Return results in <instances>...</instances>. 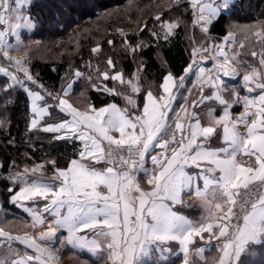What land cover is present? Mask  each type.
<instances>
[{
  "label": "snow or ice",
  "instance_id": "1",
  "mask_svg": "<svg viewBox=\"0 0 264 264\" xmlns=\"http://www.w3.org/2000/svg\"><path fill=\"white\" fill-rule=\"evenodd\" d=\"M15 3L16 8L4 5L5 11L17 13L14 18L6 19L0 13V56L15 69L9 73L7 67L0 66V72L8 73L12 81L4 91L19 86L26 93L32 114L29 131L53 133L57 141L79 142V151L78 158L64 167L56 160L47 161L51 165L50 175H45L44 163H37L7 177L10 202L31 217L33 228L45 223V214L53 219L48 221V231L39 235L27 232L12 235L0 227V264H55L57 244L87 250L93 255L103 249L111 264H134L141 256L151 260L155 245L158 255L154 264H167L165 253L171 249L162 246L169 242L179 243L183 264H190L189 246L195 238L205 240V233L209 242L213 238L225 241L219 264H243V255H254L251 246L264 244V53L260 54L258 68L246 66L235 55L229 56L223 46L194 48L184 74L178 78L171 72L165 75L160 85L162 91L154 95L148 90L142 110L131 95L107 86L97 90L122 96L130 108L108 103L98 108L89 104L88 110H80L66 98L72 83L60 93L48 91L30 74L24 59L10 56L11 51L24 47L19 30L33 23L21 7L28 0ZM190 3L193 23L200 24L205 33L213 20L229 8V0H190ZM155 20L165 40L179 27L178 21H161L160 15ZM253 29L254 35L261 37L264 25H254L248 31ZM151 35L160 38L154 29ZM10 37L14 42H10ZM233 40L234 34L229 32L225 43ZM128 47L135 52L140 45ZM91 51L97 53L100 48L93 47ZM210 51L215 61L214 72L200 66L196 59L198 54ZM251 55L258 54L253 51ZM107 65L115 67L111 57ZM241 67L243 88L248 94L241 96L231 86V99H226L223 93L228 87L221 73L234 79L241 75L237 70ZM142 69L143 66L127 81L122 70L109 76L97 68V74L105 81L126 83L135 94L141 91L138 73ZM18 73H23V78ZM189 74L195 75L194 87L199 88L198 99L191 101L193 108L206 101L222 106L219 116L214 115L215 106H208L207 124L201 123L198 112L189 111L187 98L179 110L173 107ZM81 75L75 72L76 77ZM27 82L40 90L28 87ZM205 88L212 90L210 95L205 94ZM257 89L259 93L251 95ZM237 104L242 105L243 111L234 115L231 109ZM52 109H58L63 116L58 122L42 123L45 117L53 116ZM4 125L5 121L0 120V126ZM157 148L159 153L151 154ZM146 157L150 158L151 168L147 167ZM193 168L198 171L190 173L188 170ZM141 172L152 186L150 191L142 190L137 182V174ZM198 181H202V187ZM184 192L194 193L204 209L196 221L174 210L176 205H183ZM29 201L31 205L26 203ZM58 231L67 235L60 238ZM16 242L24 248L15 247ZM204 251L199 248L196 255L202 257Z\"/></svg>",
  "mask_w": 264,
  "mask_h": 264
},
{
  "label": "trees",
  "instance_id": "2",
  "mask_svg": "<svg viewBox=\"0 0 264 264\" xmlns=\"http://www.w3.org/2000/svg\"><path fill=\"white\" fill-rule=\"evenodd\" d=\"M67 1L35 0L28 14L36 27L33 33L24 35L23 51L33 54L28 60L30 74L38 84H43L46 90L60 93L69 83L74 82L73 91L68 98L70 103L80 107V110L85 106L88 109L89 104L98 108L108 103L130 108L122 96L98 91L97 88H103L102 85L131 95L136 100L137 107L142 110L148 90H152L154 95L162 91L160 85L165 75L171 72L178 78L184 74V68L192 60L194 42L201 41L206 44L204 34L193 26V10L188 0ZM88 1H91L90 5ZM158 2L168 4L165 7ZM117 3L125 5L129 22L137 26L127 35L111 32L106 26V12ZM98 10L106 12L96 16L95 12ZM157 15H160L161 21L179 22V27L167 40L163 39L164 33L155 20ZM88 16H92V21L84 25ZM119 21L124 23L126 19L119 18ZM232 23L241 26V30L237 31L238 61L244 62L246 66L259 68L260 54L264 53V32L261 37H257L254 35L256 29H248L254 25H264V0H238L230 13H222L215 20L208 34L221 39L227 34ZM142 27L144 30L140 31ZM153 29L160 33V38L151 35ZM34 40L40 41L43 47L61 43L54 56L38 58L39 51L35 52L29 45V42ZM109 40L113 43L109 44ZM124 41H127V44ZM128 44L133 47L139 44L140 47L133 52ZM97 46L100 51L93 53L91 49ZM253 51L257 52L256 57L251 55ZM109 57L113 60L114 68L107 65ZM0 66L8 68L2 57ZM141 66L143 69L138 73L141 91L135 94L131 93L126 83L116 84L111 79L105 81L97 74V68L100 72H108L109 76L117 70H122L127 81ZM241 69L244 72V68ZM76 71L82 73L78 79L75 76ZM11 84L8 75L0 74V120L5 121V125L0 126V227L11 234H22L25 233L23 229H26L30 219L10 202V194L7 191L10 181L7 177L22 171L25 166L31 168L37 163H44L47 169L45 175H50L51 165L47 161L56 160L60 167L66 166L71 159L78 158L79 142L57 141L53 139V133L29 131L32 118L29 98L19 86L4 91ZM94 84L97 87L94 88ZM29 87L40 90L37 85ZM41 91L43 93V90ZM81 96L84 99L80 98ZM47 99L49 103L52 102L50 98ZM82 100H85L84 106L79 103H83ZM241 110V106L235 105L233 113H239ZM51 111L53 116L44 122L59 121L63 116L56 109ZM250 251L254 252V255H243V264H264V244L252 245Z\"/></svg>",
  "mask_w": 264,
  "mask_h": 264
},
{
  "label": "crops",
  "instance_id": "3",
  "mask_svg": "<svg viewBox=\"0 0 264 264\" xmlns=\"http://www.w3.org/2000/svg\"><path fill=\"white\" fill-rule=\"evenodd\" d=\"M190 2V0H188ZM238 0H229V8L225 9L223 13H229L232 9V6L237 2ZM217 18L213 20V23L215 22ZM212 23V25H213ZM211 25V26H212ZM209 26V29L210 27ZM79 77H77L78 79ZM74 85V82L72 83ZM67 88V87H66ZM73 91V87L69 92L68 97L71 95ZM259 91L253 93V95H257ZM43 94V93H42ZM247 95L246 92L243 93V96ZM68 97H66L68 99ZM69 100V99H68ZM30 101V100H29ZM70 102V101H69ZM179 107L175 108L176 110H179L182 105L185 104V98H182L179 101ZM235 106V105H234ZM233 106V108H234ZM238 106H241L240 104ZM119 107V106H118ZM242 107V106H241ZM208 108V107H207ZM207 108L201 109L200 111H196L200 114L201 118V123L202 124H207ZM233 108L231 111L233 112ZM216 111L214 115L219 116L222 114V106L218 105V108H215ZM57 112H59L58 109H56ZM242 110L239 113H233L234 115H239ZM63 114V113H61ZM48 117H45L47 119ZM44 121H42L43 123ZM58 122V121H52L51 123ZM185 124H187V120L184 121ZM218 133L222 135V132L220 129H218ZM118 137V133L115 134ZM214 146H218L217 143H214ZM147 167L151 168L152 166L147 163ZM190 173L192 172H197V169H189L188 170ZM137 182L140 184L142 190L144 191H150L151 190V185L147 184V178L144 176V174L138 173L137 174ZM200 186L202 187V181H198ZM136 195V194H134ZM182 200H183V205H176L174 210L180 212L181 214L187 216L191 220H198L200 216L202 215L204 209L200 205V201L195 197L194 193L192 192H184L182 193ZM29 205H31L32 202H26ZM43 203V202H41ZM184 205H193L192 207H186ZM16 206V205H15ZM17 207V206H16ZM19 208V207H18ZM22 212L23 210L19 208ZM224 211H226V206L224 207ZM24 213V212H23ZM27 217L28 214L24 213ZM45 223L43 225H38L35 228L32 227V222H31V217H29V223L27 224V228L29 227V233L33 235H39L42 232L48 231L49 228V223L48 221L52 220L53 217L47 216ZM214 232L218 233V229H214ZM28 233V232H27ZM22 234H12V235H23ZM58 237L62 238L67 235L65 231H58L57 233ZM205 240H200L199 238H195V242L189 246V252H190V264H219V256L222 255L221 252V246L225 242L223 238H221L220 241H217L215 238L211 240V242L208 241V233L204 234ZM259 245V244H257ZM14 246H19L21 249L24 248L23 245L19 244L18 242L14 243ZM54 247L58 248L59 251L56 253L57 255V260L55 261V264H111V262L108 260L107 253L101 249L100 252L97 255H93L92 253L88 252L87 250H81V249H74L69 245H64L60 246L59 244L55 245ZM162 247L170 248L171 251L166 252L165 255L168 257V262L167 264H183V253L181 250V246L179 245L178 242H169L166 245H163ZM199 248H204V255L208 259L206 262H201L198 259L192 258V254L196 252L197 249ZM153 249V259H149L147 257L141 256L134 262V264H154V258L156 255H158L156 251L155 245L152 246ZM29 254L31 253V250H28ZM243 257V256H242Z\"/></svg>",
  "mask_w": 264,
  "mask_h": 264
},
{
  "label": "rangeland",
  "instance_id": "4",
  "mask_svg": "<svg viewBox=\"0 0 264 264\" xmlns=\"http://www.w3.org/2000/svg\"><path fill=\"white\" fill-rule=\"evenodd\" d=\"M64 1L68 2L67 0H64ZM34 2H35V0H28V3L26 5H21V7L23 8L25 14L29 15L28 14L29 8H30V6ZM87 3H88V5H90L91 4V1H88ZM158 3H162V6H165V7L168 4L166 2L165 3L164 2H158ZM5 4L8 5L10 8H16L17 5L15 3V0H0V13H3L5 15V18L6 19H9L10 17L14 18L17 15V13L16 12L9 13V12L5 11V9H4V5ZM125 12H126L125 11V5H123V3H117V5H115L114 7L109 8L107 10V12H106V16H107L106 17V26H107V29H109L112 32V30L109 28V26H108L107 23H108V21H113V22L118 23V27L119 28L125 29L124 31H127V33L135 30L137 28V26L136 25H132L129 22V18L126 15ZM119 18H122V19L124 18V19H126V21L124 23L123 22H120L119 21ZM12 22H15V20L13 19ZM84 22H85L84 25H88L91 21L90 22L89 21L87 22V21L84 20ZM193 26L196 27L200 32H202L204 34L205 38H206V44L205 45L201 41H199V42L198 41H195L194 44H193V49L194 48L195 49H202L204 47H208L209 49H212V48H216V47H219V46H222L223 45V38L216 39V38L210 36L208 34V32L205 33L203 31V28H202V26L200 24L198 25V24H194L193 23ZM35 27H36V25H35V23L33 21L31 27H29V28H21L19 31H20V34H21L22 39H23V37H24L25 34H28L29 35V34L33 33ZM229 28L230 29L227 32V34L229 32H233V34H234V40L232 42H230L226 46V50H227L229 56L235 55L236 56V60H238L239 53L237 51V47H238L237 46V31L238 30H241V26H238L237 24L232 23V24H230V27ZM122 35H127V34L125 33V34H122ZM9 40H10V42H14V38H12V37H10ZM23 41H24V39H23ZM60 43L58 42L55 45H51L50 47H46V46H48V45H46V46H44L45 47L44 48L42 46V44H41L40 41H39V43H36V41L34 40L32 42L30 41L29 42V45H30V47L32 49H34L35 52H37L36 50L39 51L38 52L39 53L38 58H45V57H50V56L52 57V56H54V54H56L57 48L60 46ZM24 47H25V42H24ZM42 47H43V49H40ZM23 48L21 50L11 51L10 52V56H12L14 59H24L26 61V65L25 66L28 67V69H29L28 60H29V58H31V56H33V54L29 53V51H23L24 50ZM211 54H212L211 51L209 53H207V54H198L197 57H196V59L198 61H202V60L207 59ZM0 57H2V56H0ZM4 61L6 62L8 68L10 69L9 70V73L15 71L14 67L12 65H10L8 61H6V60H4ZM237 70L241 73L240 76H237L234 80H224L225 81V86L228 87V91L224 92L223 95L225 96L226 99H229V100L231 99V86H235V88L240 92V95L241 96H243V93L246 92V90L243 88V81H242L243 70L241 68H238ZM29 72H30V69H29ZM0 74H6V75H8V77L10 78V81H11V76L8 73L0 72ZM115 74H113V75H115ZM18 75L21 78H23V73H18ZM195 80H196V77H195L194 74H189V76L186 77V80H185V88H183V89L180 90V93L177 96V99L174 102L173 107L174 108H176V107L178 108L179 107V104H178L179 101L182 98H187V106H188L189 111H194L196 109H197V111H200L201 109L207 108L209 105H212V106H215V108H218V104H216L215 101H206L205 104L204 105H201L199 108H193L191 106V101L193 99H198L199 88H198V86L197 87H194ZM234 81H237V83L233 84L232 82H234ZM113 82L116 83V84H121L118 81H113ZM11 83H12V81H11ZM27 85L29 87L30 85H33V84L29 83ZM104 86L105 85H102V87H104ZM189 89H191V92L188 91ZM211 91H212L211 89L205 88V94L206 95H210L211 94ZM257 91H259V90L257 89L256 92ZM246 94H248V93L246 92ZM251 95H253V93ZM80 98L84 99V97H82V96ZM84 101L85 100H82L83 103H81V102H79V103L82 104V106H84V104H85ZM237 105H239V104H237ZM78 108H80V107H78ZM86 108H87V106H85V108H83L82 110H88ZM23 230H25L24 232H28L29 233V227L28 228L26 227V229L24 228Z\"/></svg>",
  "mask_w": 264,
  "mask_h": 264
},
{
  "label": "built area",
  "instance_id": "5",
  "mask_svg": "<svg viewBox=\"0 0 264 264\" xmlns=\"http://www.w3.org/2000/svg\"><path fill=\"white\" fill-rule=\"evenodd\" d=\"M105 12L106 11H104V10H98V11H96L95 12V15L96 16H100V15H103V14H105ZM85 21H92V16H88V17H86V19H85ZM108 26H109V28L112 30V31H115V32H117V33H119V34H128L127 33V31H124L125 29H121V28H119L118 27V23H116V22H113V21H108ZM29 83H31V82H27V84H29ZM32 84V83H31ZM159 153V149L157 148V149H155L151 154H158ZM146 159L148 160V164L149 165H151V162H150V158H148V157H146ZM253 191H255V189H253ZM233 223H235V219L233 220ZM192 258H194V259H198V260H200L201 262H206L207 261V258H206V256L203 254V256L201 257V256H198V255H196V252H194L193 254H192Z\"/></svg>",
  "mask_w": 264,
  "mask_h": 264
},
{
  "label": "bare ground",
  "instance_id": "6",
  "mask_svg": "<svg viewBox=\"0 0 264 264\" xmlns=\"http://www.w3.org/2000/svg\"><path fill=\"white\" fill-rule=\"evenodd\" d=\"M199 25V24H198ZM202 30V29H201ZM232 41H228L227 43H225V40L223 41V47L226 49V46ZM227 51V50H226ZM212 55V54H211ZM211 55L205 59L200 61V66L205 67L206 69H211L214 72V69L212 68L213 64L215 63V61L211 58ZM222 59V58H221ZM221 77L223 80H234L231 77H224L223 74L221 73ZM235 82V81H234ZM233 83V82H232Z\"/></svg>",
  "mask_w": 264,
  "mask_h": 264
},
{
  "label": "water",
  "instance_id": "7",
  "mask_svg": "<svg viewBox=\"0 0 264 264\" xmlns=\"http://www.w3.org/2000/svg\"><path fill=\"white\" fill-rule=\"evenodd\" d=\"M226 36H227V35H226ZM226 36H225V37H226ZM225 37H223V41L225 40ZM235 83H237V81L233 82V84H235Z\"/></svg>",
  "mask_w": 264,
  "mask_h": 264
}]
</instances>
